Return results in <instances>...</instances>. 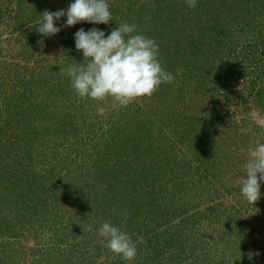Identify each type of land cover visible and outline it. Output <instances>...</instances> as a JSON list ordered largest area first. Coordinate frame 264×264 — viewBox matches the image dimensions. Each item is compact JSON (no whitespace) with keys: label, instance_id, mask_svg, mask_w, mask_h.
<instances>
[{"label":"rangeland","instance_id":"obj_1","mask_svg":"<svg viewBox=\"0 0 264 264\" xmlns=\"http://www.w3.org/2000/svg\"><path fill=\"white\" fill-rule=\"evenodd\" d=\"M70 2L0 0V264H264V183L255 203L240 193L264 140V0H112L107 25L38 43L31 23ZM119 23L154 39L175 79L113 108L59 71L83 61L78 29ZM140 220L160 245L183 227L182 256L147 250ZM105 221L142 239L133 261L98 236Z\"/></svg>","mask_w":264,"mask_h":264},{"label":"clouds","instance_id":"obj_2","mask_svg":"<svg viewBox=\"0 0 264 264\" xmlns=\"http://www.w3.org/2000/svg\"><path fill=\"white\" fill-rule=\"evenodd\" d=\"M189 8H195L198 0H185ZM66 17V18H65ZM65 18L63 25L57 21ZM114 18L112 0H71L66 9L45 10L38 22L31 23L42 39L51 38L62 27L74 26L81 22L105 24ZM74 44L83 56V61L61 65L60 73L70 81V87L80 98L102 102L111 98L112 107H127L132 101L151 96L163 83H172L174 76L165 71L158 59L159 45L154 39L137 31L135 24L119 23L118 27L106 34L100 28L87 31L78 29ZM97 115H103L104 107L96 108ZM264 136V122H257ZM259 174V175H257ZM264 183V140L257 139L247 153L245 175L240 182V193L249 203H255L262 195ZM97 234L112 253L123 261H133L137 256V244L129 233L105 221ZM251 259V256L249 257Z\"/></svg>","mask_w":264,"mask_h":264},{"label":"trees","instance_id":"obj_3","mask_svg":"<svg viewBox=\"0 0 264 264\" xmlns=\"http://www.w3.org/2000/svg\"><path fill=\"white\" fill-rule=\"evenodd\" d=\"M260 94V92L258 93V95ZM262 108L261 109H264V102L260 105ZM136 213H138V211H136L135 212V214ZM140 222V223H139ZM137 224L141 227V229L144 227V229H146V233H145V236H143L144 237V247L145 248H147V250L148 249H151L150 250V252L151 251H153V249H155L157 246H159L160 245V243H159V241H157V239H156V236L155 235H151V234H149V228H148V226H147V223H144L143 221H139ZM192 223V225H193V223L194 222H191ZM142 225V226H141ZM177 228H178V226H176ZM177 228H175V229H173L174 230V233H176L177 234V238H174L173 240H171V238H170V241L171 242H169L168 243V245L166 244V243H164V245L162 244V245H160V246H167L168 248H171L170 247V245L173 243V248H171V251H173V252H176V250H177V252H178V254L179 255H181L182 256V247H183V240H182V230H184V228L182 227L181 229H179L178 231L179 232H177ZM137 233H140V231H138ZM181 233V234H180ZM141 234V233H140ZM197 238H198V236H196ZM201 239H202V237H200ZM199 239V238H198ZM166 247V248H167ZM156 250L158 251V252H160L161 250H160V248H156Z\"/></svg>","mask_w":264,"mask_h":264}]
</instances>
